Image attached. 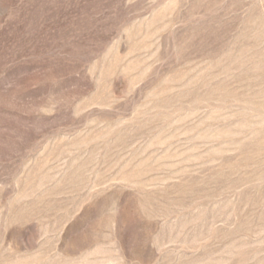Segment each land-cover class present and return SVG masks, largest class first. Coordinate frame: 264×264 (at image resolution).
I'll list each match as a JSON object with an SVG mask.
<instances>
[{
  "label": "rangeland",
  "instance_id": "1",
  "mask_svg": "<svg viewBox=\"0 0 264 264\" xmlns=\"http://www.w3.org/2000/svg\"><path fill=\"white\" fill-rule=\"evenodd\" d=\"M0 264H264V0H0Z\"/></svg>",
  "mask_w": 264,
  "mask_h": 264
}]
</instances>
